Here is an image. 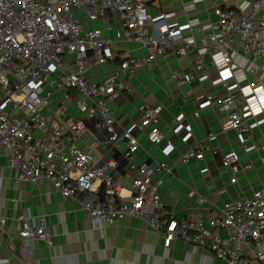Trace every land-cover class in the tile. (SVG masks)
<instances>
[{"label":"built area","instance_id":"2783aa9c","mask_svg":"<svg viewBox=\"0 0 264 264\" xmlns=\"http://www.w3.org/2000/svg\"><path fill=\"white\" fill-rule=\"evenodd\" d=\"M245 1L249 10L213 6L218 15L215 29L201 39V46L221 53L225 63L232 60L235 37H239L243 52L264 56V16L260 15L264 0ZM76 9L84 10L90 20L116 13L123 27V33L118 31L117 36L137 43L147 56L141 59L130 51L119 53L100 28L84 26ZM152 20L147 6L139 0H0V149L7 154L9 164L19 169V181L39 184L49 180L65 197L78 199L97 224L142 218L162 232L165 246L181 237L194 247L210 249L227 264L264 263V188L236 199L207 224L192 218L164 222L160 181L153 182V175L161 169L172 172L173 167L161 162L151 168L132 161L140 147L138 131L150 127L148 138L153 144L164 139L158 126L162 105H140L139 120L123 128L106 100H118L125 91L132 90L129 78L142 63H151L173 51L184 55L198 46L192 37H184L175 23L157 21L149 31L146 23ZM62 56L71 58V71L61 61ZM90 56L95 63L117 58L121 61L109 77L93 81L86 77ZM209 68L208 64L197 63L194 73L184 76L176 72L172 78L191 83ZM66 89L75 90L80 113L99 121L105 147L126 142L125 156L131 168L139 172L128 196L122 194L121 183L109 171L111 163L97 164L91 153L75 143L86 134V121L76 118L55 125L48 114L53 95ZM205 100L229 112L224 127L234 130L243 146L250 126L240 102L230 94ZM209 139H217V134L212 133ZM205 149L204 140L195 141L183 153V161L203 159ZM222 160L232 172L231 181L236 182L240 170L237 150L223 153ZM96 184L101 191L95 189ZM200 201L206 200L202 197ZM19 220L21 238L52 244L56 232L43 216L37 222L21 213ZM0 221L5 223L4 218ZM217 229L226 230L227 237L215 233Z\"/></svg>","mask_w":264,"mask_h":264},{"label":"crops","instance_id":"0c3cea01","mask_svg":"<svg viewBox=\"0 0 264 264\" xmlns=\"http://www.w3.org/2000/svg\"><path fill=\"white\" fill-rule=\"evenodd\" d=\"M139 1L153 16L146 23L149 31L157 21L175 23L182 28L183 36L192 37L198 46L184 55L173 51L137 66L129 78L132 90L125 91L118 100L108 98L106 103L123 128L139 120L140 105H162L158 126L164 139L153 144L148 138L150 127L138 131L140 147L132 161L151 168L161 162L173 167L172 172L161 169L153 175V182L160 181L164 222L192 218L207 224L236 199L264 188V56L243 52L239 37H235L230 63L224 62L221 53L200 44L215 29L218 15L213 6L233 5L249 10V5L245 0ZM74 12L86 28H100L105 38H111L119 53L130 51L141 59L147 56V51L137 43L117 36L118 31L123 33V27L116 13L90 20L84 10ZM260 15L264 16V11ZM92 60L90 56L86 77L93 81L109 77L121 61ZM61 61L67 70H72L69 56H62ZM197 63L208 64L210 68L193 82L172 78L176 72L184 76L194 73ZM226 94L240 102L250 126L243 146L237 133L224 127L229 112L205 102L206 97ZM48 114L53 116L55 125L76 118L86 121V134L75 143L91 153L97 164L111 163L109 171L121 183L122 194L128 196L139 172L131 168V161L125 156L126 142L105 147V133L99 121L79 112L73 89L55 93ZM212 133L217 134V139H209ZM198 140L205 142L204 158L184 162L183 153ZM232 148L240 157L236 182L231 181L232 172L222 160L223 153ZM18 178L19 169L9 164L7 154L0 149V220L5 219L4 224L0 221V264H227L210 249L194 247L181 237L165 246L162 232L142 218L126 217L115 223L97 224L78 199L65 197L49 180L36 184ZM95 189L101 191L102 187L96 184ZM202 197L206 201H200ZM21 213L37 222L43 216L56 232L52 244L21 238L18 235ZM215 233L228 235L222 229Z\"/></svg>","mask_w":264,"mask_h":264},{"label":"rangeland","instance_id":"374dc122","mask_svg":"<svg viewBox=\"0 0 264 264\" xmlns=\"http://www.w3.org/2000/svg\"><path fill=\"white\" fill-rule=\"evenodd\" d=\"M61 111H62V108H60L59 112H61Z\"/></svg>","mask_w":264,"mask_h":264}]
</instances>
